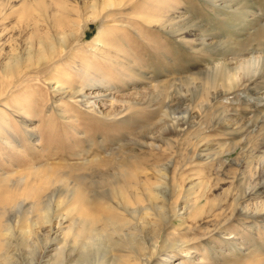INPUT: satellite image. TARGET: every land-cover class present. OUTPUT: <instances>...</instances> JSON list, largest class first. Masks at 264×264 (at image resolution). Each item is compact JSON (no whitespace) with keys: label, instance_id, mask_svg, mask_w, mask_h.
Listing matches in <instances>:
<instances>
[{"label":"rangeland","instance_id":"obj_1","mask_svg":"<svg viewBox=\"0 0 264 264\" xmlns=\"http://www.w3.org/2000/svg\"><path fill=\"white\" fill-rule=\"evenodd\" d=\"M99 1L0 0V207L26 200L16 264H264V73L225 92L209 75L235 62L222 39L264 50V0ZM38 36L56 51L27 64ZM124 166L137 177L127 188L114 182ZM45 180L52 196L34 205L26 189ZM86 224L105 238L83 251Z\"/></svg>","mask_w":264,"mask_h":264},{"label":"bare ground","instance_id":"obj_2","mask_svg":"<svg viewBox=\"0 0 264 264\" xmlns=\"http://www.w3.org/2000/svg\"><path fill=\"white\" fill-rule=\"evenodd\" d=\"M99 2H101V0ZM118 2H120V0H102L101 6H102V8H105L106 6H113V5L117 4ZM157 2H158V0H157ZM34 4L38 8V10H43L48 5V4H45L43 2V0H34ZM58 6L60 9L62 8V7H60V5H58ZM96 7H97V5L90 7V10L88 12V18L89 19H93V18H95V15H97L98 9ZM58 11L60 13L61 10H58ZM142 15L143 14H141L140 16H142ZM145 15H147V16H145ZM152 17H153L152 15H148L146 13L143 16L144 20L146 22H149V23H150V21H152ZM247 17H248L247 15H244L242 13L237 14V20L240 21V24L235 29L237 32L242 31L243 26L247 23ZM160 20H161V18L158 19L160 26L166 27V25H164L162 22H160ZM73 26H74V29L75 28H77V29L75 31L71 30L72 32H70V33L72 36H74L76 38L77 37L76 31L79 30L80 26L76 23ZM75 26H77V27H75ZM168 26L172 27L170 25H168ZM100 38H101V36L98 35V37L96 38L95 41L99 42ZM64 39H65V35H64V37L60 38L61 41L63 40V42H60L61 46H64L68 42V40H67V42L65 43ZM228 41H230L231 43H229ZM228 41L222 39L221 41L216 43L214 47L216 49L221 48V52H222L221 54L226 53L227 52L226 49L233 47L231 49V51H233L231 59H234L235 62L233 64H231L228 61L217 62L216 65L211 67L212 72L209 73L210 78L212 80H220L221 81L220 84L223 87L224 92L241 85L244 81L250 80L254 76H257V75L264 73V50H262L260 48H255V47H250L247 49H241V47L237 46V44H238L237 40L232 39V40H228ZM43 44H44L43 39L41 38V36H38V46L40 47V49L37 50V53H34L32 51L34 53L33 56L31 55V51H29L27 53V56L25 58L27 60L26 61L27 64L32 63L33 60L34 61H40V60L44 59L48 54L52 55L56 51V49L54 48L53 45H50L48 50H46L45 48L41 49V45H43ZM19 66H20L19 59L11 57L6 63H4V65L2 66V70H3V72H5L11 76V75H15V73H18ZM56 89H58V87H56ZM62 89H65V88L62 87ZM216 95H217L216 92L211 93V97L209 98V101L212 100V98L215 97ZM182 115L183 116H180L181 118H178V119L174 118V119L177 123H180L181 125H185L188 121V118H189L188 112L184 111V114H182ZM177 125H179V124H177ZM129 165H131V164H129ZM125 168H127V167H125ZM39 170L40 169L35 168V170L33 169V173H38V172L41 173ZM41 170H43V169H41ZM134 173H135V171L133 172L129 168L122 169V172L120 174V176L122 178L117 174L119 176V178H118V176H115L116 180H114V182L117 183L116 181H117V179H119L118 181L119 182L122 181L123 187L127 188V185L130 184L131 180L133 179L135 181V179L137 178L135 176L136 173L135 174ZM22 176L20 177L21 179L24 178ZM111 182L114 183L113 181H111ZM40 184L41 185H39V186H37V185L31 186L30 185L31 187L28 185L29 187L26 189V190H28V192H26V194H30L29 196H32L34 198V201H33L34 205L38 204L40 201H46L49 199L50 194H45V192L48 191L49 189L51 190L50 181L48 182L47 180H45L43 183H40ZM119 188L120 189H117L115 191L118 192L122 197L119 196L118 198H120L121 202L126 203V199L128 197L125 199V196L123 195L124 191L122 192V189H121L122 186ZM74 189L75 188H73L72 190H74ZM76 190H78V195H75V194L74 195L79 196L80 203H82L84 200V196H83L84 192H81L79 189H76ZM63 191L61 190V192H63ZM156 191H157V194H159L158 193L159 190L157 189ZM53 192H52V194H53ZM57 193H59L58 189H57ZM71 193L73 194L72 191H71ZM204 193H202V191H201L199 193L198 197L200 198L201 196L204 195ZM23 196H25V192L22 193L21 197H23ZM50 196H52V195H50ZM16 197H17V195H15L13 197L11 195L5 196L3 198V201H2L3 206L0 207V264H16L18 262L17 261L18 260V256H17L18 254L11 251V249H10L11 244L9 241L14 235V229H15V226L17 224V220L19 218V213L21 214V211L24 209V203L26 200L24 198H18L17 199ZM54 197H56V196H54ZM130 197H131V195H130ZM93 200L98 202L99 198L96 197V198H93ZM195 206H196V201H193L188 207H183V208L191 211L195 208ZM107 208H108V210H110L109 207H107ZM17 209H22V210L20 212H16ZM261 209H263V208H261ZM14 210H15V212H13ZM49 211H50V202L47 201V202H45L44 207L43 208L41 207V211H40L41 215L39 214V216L41 219H46V222L49 224V227H52V219H53L52 216H51V218H52L51 220L47 219V215L49 214ZM15 214H17L16 217H15ZM183 214H184V212L181 215H179L177 213L176 209H174L171 216H173V217L174 216H182ZM50 215H51V212H50ZM95 217H90V219L93 220ZM23 218L25 221L27 220L26 215H24ZM115 226H117V225H115ZM85 228H87V229H85L86 230V232H84L85 234L81 232L84 235L83 237H85V240H84L85 242L83 243V246H82L83 251L86 248L88 249V247H92L93 245H97L98 240L104 241L103 238H105V236L102 235L103 232H101V229H98L96 226L93 225L92 227H90L88 224H86ZM117 228H119V226ZM82 230H84V229L82 228ZM87 231H89V232L87 233ZM117 231H118V229H117ZM70 232H72V231H70ZM73 232H74V230H73ZM73 232H72V234H73ZM79 232H80V230H79ZM20 233H21L20 235L23 238H25L24 243L26 245V243L28 242L27 237L30 234V228H28L27 226H24L23 229H21ZM80 237H82V236H80ZM188 254H189V252L186 251V255H188ZM181 264H184V263H181Z\"/></svg>","mask_w":264,"mask_h":264}]
</instances>
